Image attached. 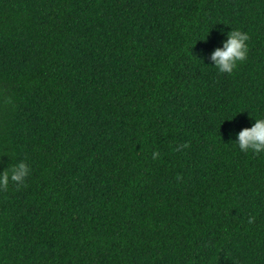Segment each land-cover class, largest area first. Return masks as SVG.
<instances>
[{"label":"trees","instance_id":"1","mask_svg":"<svg viewBox=\"0 0 264 264\" xmlns=\"http://www.w3.org/2000/svg\"><path fill=\"white\" fill-rule=\"evenodd\" d=\"M258 116L264 0H0V264H264Z\"/></svg>","mask_w":264,"mask_h":264},{"label":"clouds","instance_id":"2","mask_svg":"<svg viewBox=\"0 0 264 264\" xmlns=\"http://www.w3.org/2000/svg\"><path fill=\"white\" fill-rule=\"evenodd\" d=\"M222 39L220 45L214 47L207 53V59L221 73H231L238 62L246 59L248 54L249 34L240 28H230L227 32L220 29ZM235 144L242 152L252 151L253 153L264 152V116L254 118L250 126L241 127L235 132ZM8 156L7 152L0 153V157ZM157 151L152 152L155 159ZM10 162L0 168V191L7 190L10 184L20 187L25 183L30 174V165L25 159Z\"/></svg>","mask_w":264,"mask_h":264}]
</instances>
